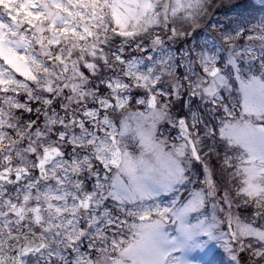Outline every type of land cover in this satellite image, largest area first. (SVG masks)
<instances>
[{
	"label": "snow or ice",
	"instance_id": "1",
	"mask_svg": "<svg viewBox=\"0 0 264 264\" xmlns=\"http://www.w3.org/2000/svg\"><path fill=\"white\" fill-rule=\"evenodd\" d=\"M0 264H264V0H0Z\"/></svg>",
	"mask_w": 264,
	"mask_h": 264
},
{
	"label": "rangeland",
	"instance_id": "2",
	"mask_svg": "<svg viewBox=\"0 0 264 264\" xmlns=\"http://www.w3.org/2000/svg\"><path fill=\"white\" fill-rule=\"evenodd\" d=\"M216 259H217V260H223V259H226V257L218 256Z\"/></svg>",
	"mask_w": 264,
	"mask_h": 264
}]
</instances>
